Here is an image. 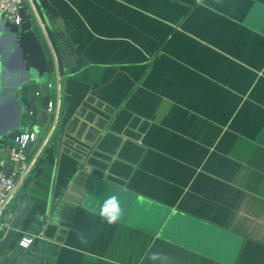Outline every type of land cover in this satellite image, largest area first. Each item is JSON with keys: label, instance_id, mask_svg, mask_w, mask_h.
Instances as JSON below:
<instances>
[{"label": "crops", "instance_id": "crops-1", "mask_svg": "<svg viewBox=\"0 0 264 264\" xmlns=\"http://www.w3.org/2000/svg\"><path fill=\"white\" fill-rule=\"evenodd\" d=\"M23 8L61 113L45 141L50 116L34 127L46 113L40 86L19 88L34 120L22 128L38 132L36 163L9 205L10 224L28 207L11 245L24 251L18 242L34 235L36 258L21 264H161L153 254L164 264H264V0ZM44 15L64 25L62 54ZM0 41L15 81L20 53L12 36ZM18 120L4 90L0 170ZM113 194L122 215L109 225L96 210Z\"/></svg>", "mask_w": 264, "mask_h": 264}, {"label": "water", "instance_id": "water-1", "mask_svg": "<svg viewBox=\"0 0 264 264\" xmlns=\"http://www.w3.org/2000/svg\"><path fill=\"white\" fill-rule=\"evenodd\" d=\"M20 23H14L6 20L3 14H0V21L2 27L0 28V38L3 36H12L15 42V47L20 53V58L22 61L24 73L15 81H11L8 77L5 56H4V47L0 41V93L4 90H8L12 96L13 101L18 107L19 120L17 124L19 127L31 126L34 124V120L31 116L24 113L23 106L18 99V90L26 82L32 81L37 83L40 86L42 99L41 107L44 110H47L48 103L50 101V81H49V68L48 61L46 59L42 45L36 36L35 32L32 29V23L27 15L26 11L22 7L20 9ZM46 26L53 35L57 48L62 54V48L59 44L60 41H67V36L63 35L64 25L60 22L58 18H52L51 16L44 15ZM51 25L56 27L55 30L52 29ZM58 35H61V38H58ZM63 65H65L63 59ZM47 114L45 113L42 117V120L35 125L42 126L43 122L46 120ZM4 132H0V138ZM33 142L28 143L27 151ZM28 211L27 205H24L14 220L12 221L11 228L6 232L5 236L0 241V257L5 261L6 264H21L24 259L36 258L34 256L36 251H29L25 249L20 251L19 248L11 245L13 237L15 235L16 229L19 228L26 212ZM9 248L8 254H4V251Z\"/></svg>", "mask_w": 264, "mask_h": 264}, {"label": "built area", "instance_id": "built-area-1", "mask_svg": "<svg viewBox=\"0 0 264 264\" xmlns=\"http://www.w3.org/2000/svg\"><path fill=\"white\" fill-rule=\"evenodd\" d=\"M23 7V0H0V14L6 20L20 23V9ZM50 83V88H51ZM41 95L40 91L36 92ZM61 113V100L50 99L46 114L50 116V125L46 139H48L57 128ZM38 137V132L32 128H22L14 135L12 145L9 147L8 155L4 167L0 170V240L11 228L8 220L9 205L14 199L19 185L26 179L32 167L36 163L37 154L33 157L28 156V143L34 142ZM34 235L24 236L18 245L23 249L31 247Z\"/></svg>", "mask_w": 264, "mask_h": 264}, {"label": "clouds", "instance_id": "clouds-1", "mask_svg": "<svg viewBox=\"0 0 264 264\" xmlns=\"http://www.w3.org/2000/svg\"><path fill=\"white\" fill-rule=\"evenodd\" d=\"M96 212L102 218H104L109 225L118 222L122 215L118 196L115 194L109 196L96 210ZM152 259L154 261L159 260L161 261V264H164V262L167 260V257L161 256L159 254H153Z\"/></svg>", "mask_w": 264, "mask_h": 264}]
</instances>
